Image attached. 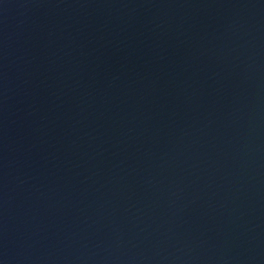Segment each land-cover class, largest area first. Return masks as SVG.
Returning <instances> with one entry per match:
<instances>
[{
	"label": "water",
	"instance_id": "95a60500",
	"mask_svg": "<svg viewBox=\"0 0 264 264\" xmlns=\"http://www.w3.org/2000/svg\"><path fill=\"white\" fill-rule=\"evenodd\" d=\"M0 264H264V0H0Z\"/></svg>",
	"mask_w": 264,
	"mask_h": 264
}]
</instances>
